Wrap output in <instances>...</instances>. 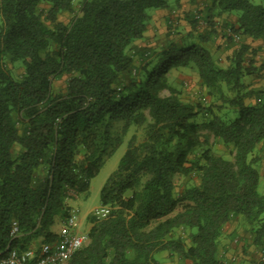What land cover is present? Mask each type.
<instances>
[{"label":"trees","instance_id":"16d2710c","mask_svg":"<svg viewBox=\"0 0 264 264\" xmlns=\"http://www.w3.org/2000/svg\"><path fill=\"white\" fill-rule=\"evenodd\" d=\"M74 1L0 0V251L60 248L51 230L55 219L65 220L68 199L88 192L132 126L146 127L145 140L136 145L130 139L101 190V206L111 213L99 221L90 216L89 243L67 264H159L154 255L162 251L191 264H226L219 240L236 218L262 245L264 196L251 156L264 142V89L240 91L243 78L257 69L258 51L247 41H264V0H209L201 17L188 18L193 27L204 21L208 32L170 42L153 59L150 52L130 50L148 30V11L167 9L169 0H82L79 16L69 25L59 22L60 14L73 12ZM224 14L236 18L223 22L230 32L225 45L235 37L242 41L226 68L207 46ZM134 55L144 62L140 69ZM6 60L22 63L19 81ZM188 67L207 89L223 96L226 85L236 92L225 100L236 109L233 120L212 115L207 123H193L203 108L182 101L168 83L173 69ZM64 76L65 90L53 93V82ZM165 90L168 96L161 95ZM116 123L123 124L120 135L112 133ZM201 130L231 146L234 161L210 149L190 161L203 142ZM191 174L200 184L177 195L175 176ZM14 222L19 236L12 239ZM177 229L189 231L187 248L170 238Z\"/></svg>","mask_w":264,"mask_h":264},{"label":"rangeland","instance_id":"374dc122","mask_svg":"<svg viewBox=\"0 0 264 264\" xmlns=\"http://www.w3.org/2000/svg\"><path fill=\"white\" fill-rule=\"evenodd\" d=\"M176 0H169V7L173 6ZM209 0H205L208 3ZM254 5H262V0H250ZM82 0L74 1V8L72 13H62L58 17V21L69 25L72 20L81 14ZM45 13L49 10L48 5H41L39 8ZM156 10L148 11L151 16ZM202 9L195 10L192 15H200ZM235 15L228 19L229 22H234ZM202 20V19H201ZM169 21H172V25H169ZM191 20L186 16H178L177 18L172 17L166 20L163 24L157 26L153 25L148 31V35L144 39L145 46L138 48L130 53H146L150 52L152 58L154 55L159 53L163 47L168 45L170 42L180 44L182 40L188 38L190 35L192 39L197 38L199 35L208 32L209 28L204 21H201L196 27L191 25ZM49 24V22H47ZM1 24V20H0ZM150 25V24H149ZM171 27V28H170ZM228 28L223 27L222 17L215 21V28L212 39L208 41L207 46L213 55L217 65L222 68L228 67L230 64V58L235 50H238L242 41L232 42L229 44V48L226 44V37H229L230 32ZM226 34H225V32ZM212 33V32H211ZM186 44V43H185ZM252 48L258 51V55L264 58V41L260 44H254L250 42ZM142 49V50H140ZM150 59V60H151ZM135 67L140 69L141 61L140 56L134 55ZM149 60H147L148 62ZM6 69L11 72L13 78L17 81L21 78L24 73V68L21 62H10L5 61ZM256 67V66H255ZM135 73V72H134ZM137 73V72H136ZM140 75L137 73V77ZM136 77V78H137ZM68 76L61 77L55 80L52 84L53 93L63 92L66 88ZM254 78V79H253ZM257 76L252 74L243 78V87L240 91V95H244L246 91L251 90L252 86L255 85ZM168 83L173 87L178 94V97L187 103L195 106H200L203 111L193 119V123L202 125L211 120L212 115L221 117L226 123L230 122L237 116L236 109L229 105L225 100H230L236 96V92L226 85L222 86L223 96L216 91H211L202 85L197 71L193 67L185 69H173L168 74ZM264 89V88H263ZM162 96H168L169 91L165 90L161 93ZM246 104H250L247 98L245 99ZM149 120V117H148ZM123 124L116 123L113 126L112 133L114 135H120ZM146 127L132 126L129 128L127 134L122 137V143L119 148L109 154L105 159L103 166L99 174L91 180L90 188L87 193L78 195L77 198H70L67 204L78 210L79 212V228L78 231L81 234L87 233L91 228L90 216L91 212L101 207V190L110 176L118 169L119 164L125 153L129 148V141L132 137L136 139V145L142 143L145 140ZM200 135L202 144L196 150L195 154L192 155L189 160L196 161L201 155L204 149H210L211 153L215 156L221 157L227 161H234V151L231 146L223 144L220 140L216 139L211 133L206 130H201ZM205 137V138H204ZM17 150V149H16ZM252 160L255 161V167L258 169L261 179L258 186V193L264 196V142H262L251 156ZM174 184L176 194H181L188 188L198 186L200 179L198 174H191L189 176L177 175L174 178ZM180 207L177 211H180ZM59 217L56 218L57 222L54 226V230L57 231L59 226ZM264 220V216H263ZM189 231L185 229H177L171 234V239L179 240L186 248L190 242L188 239ZM255 233L253 228L246 225L242 218L233 219L228 223L222 232V236L219 240V258L226 264H256L257 262L264 260V239L262 245H256L254 242ZM154 259L159 264H191V262L181 260L177 255L169 252L162 251L154 255Z\"/></svg>","mask_w":264,"mask_h":264},{"label":"built area","instance_id":"2783aa9c","mask_svg":"<svg viewBox=\"0 0 264 264\" xmlns=\"http://www.w3.org/2000/svg\"><path fill=\"white\" fill-rule=\"evenodd\" d=\"M235 42L240 41L239 37L234 38ZM72 198H77L75 194ZM111 213L109 206H101L91 212V217L96 220L107 218ZM79 228V212L70 208L68 216L63 221L59 238L61 247L43 246L41 251H24L17 249H5L0 251V264H67L73 255L89 243L88 233L81 234ZM19 236L17 223L12 224L11 238Z\"/></svg>","mask_w":264,"mask_h":264},{"label":"crops","instance_id":"0c3cea01","mask_svg":"<svg viewBox=\"0 0 264 264\" xmlns=\"http://www.w3.org/2000/svg\"><path fill=\"white\" fill-rule=\"evenodd\" d=\"M206 4L207 3H205V0H197L193 3H191L189 0H176L173 6L168 7L167 9H164V10L163 9L162 10H156V12H154L151 15V20L149 22L150 25L148 24V30L145 33L144 38L141 40H138L134 43L135 49L141 48L142 46L146 45L144 43V39L148 35V33H149L148 31H150L151 26H153V25L159 26V25L163 24L166 20H169L172 17L177 18L178 16H181V15L189 18L191 16V14L195 12V10L203 9L206 6ZM230 18H232V15L224 14L222 16L223 22L227 21ZM234 19H235L234 20V22H235L236 18H234ZM250 42L251 41H247V43H250ZM261 42L257 41V42H253V43L254 44H260ZM254 59H255L254 66H256V68H257L256 71L254 72V74L258 78H256L255 85H253L251 88L252 89H263L264 88V67L262 66V63L264 62V58L257 55ZM70 208H72V207H70ZM56 222H57V220L55 219L54 225H53L51 230L56 235H59L62 224H63V220L59 219L60 228L57 231H55L53 229ZM246 264H249V263H246Z\"/></svg>","mask_w":264,"mask_h":264}]
</instances>
